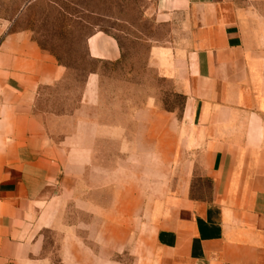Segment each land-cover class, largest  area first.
I'll list each match as a JSON object with an SVG mask.
<instances>
[{"label":"crops","instance_id":"obj_1","mask_svg":"<svg viewBox=\"0 0 264 264\" xmlns=\"http://www.w3.org/2000/svg\"><path fill=\"white\" fill-rule=\"evenodd\" d=\"M146 1L156 23L178 19L162 62L184 118L134 112L110 167L96 144L121 143L122 125L98 121L100 76L54 138L34 113L65 69L0 29V264H264V0ZM86 46L122 56L106 33Z\"/></svg>","mask_w":264,"mask_h":264},{"label":"rangeland","instance_id":"obj_2","mask_svg":"<svg viewBox=\"0 0 264 264\" xmlns=\"http://www.w3.org/2000/svg\"><path fill=\"white\" fill-rule=\"evenodd\" d=\"M151 9L146 0H0V29L26 32L44 55L65 69L58 85L43 89L34 113L54 138L65 128L53 116L76 110L87 76H100L98 121L122 125L121 143L96 144L99 162L109 167L129 155L136 132L134 112L149 108L172 120L184 118L185 98L173 71L162 62V44L177 39L178 19L156 23ZM97 32L116 39L120 61L108 64L88 57L86 39Z\"/></svg>","mask_w":264,"mask_h":264}]
</instances>
